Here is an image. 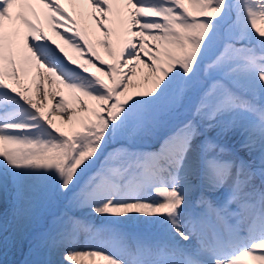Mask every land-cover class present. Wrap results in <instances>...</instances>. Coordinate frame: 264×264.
<instances>
[{
    "label": "snow or ice",
    "instance_id": "snow-or-ice-1",
    "mask_svg": "<svg viewBox=\"0 0 264 264\" xmlns=\"http://www.w3.org/2000/svg\"><path fill=\"white\" fill-rule=\"evenodd\" d=\"M67 2L0 0L24 264H264V0Z\"/></svg>",
    "mask_w": 264,
    "mask_h": 264
},
{
    "label": "bare ground",
    "instance_id": "bare-ground-1",
    "mask_svg": "<svg viewBox=\"0 0 264 264\" xmlns=\"http://www.w3.org/2000/svg\"><path fill=\"white\" fill-rule=\"evenodd\" d=\"M63 3L67 4V5H70L69 3L67 2H64L62 1ZM71 6V5H70ZM58 43V42H57ZM61 44V43H59ZM62 45V44H61ZM70 51V50H69ZM101 53H102V50H101ZM103 54V53H102ZM74 55V54H73ZM34 76H35V73H34ZM28 78V77H27ZM26 78V80H27ZM39 78L35 76V81H33L32 85L29 84V82H27L25 80V83L26 85L31 89V91L28 93L29 95H31L34 99H43V97H38V94H37V90H36V81L38 80ZM42 87L46 90H48L49 92H51L52 90H56V91H61V86L57 83H52L50 84L48 81H45L44 84L42 85ZM65 97L66 99H69V107L72 106L71 104V100L70 98L67 96V94L65 93ZM50 99V98H49ZM55 116V115H54ZM57 123L59 124L60 121L59 119L57 118ZM66 128V126H65ZM10 204H11V201H10V193H5L3 194L2 197H0V216L3 217V220H4V227L6 228V234L4 236V240L6 238H14V237H18L19 238L22 236V235H18L14 232V229H13V225H12V217H11V212H10ZM5 233V232H4ZM6 237V238H5Z\"/></svg>",
    "mask_w": 264,
    "mask_h": 264
},
{
    "label": "rangeland",
    "instance_id": "rangeland-1",
    "mask_svg": "<svg viewBox=\"0 0 264 264\" xmlns=\"http://www.w3.org/2000/svg\"><path fill=\"white\" fill-rule=\"evenodd\" d=\"M53 115H56L55 113ZM37 227V226H33ZM32 231V227L29 228L28 232ZM6 234V228L4 231ZM26 235L19 238H6L5 243L0 245V261L3 264H24L26 259H29L28 255V240Z\"/></svg>",
    "mask_w": 264,
    "mask_h": 264
}]
</instances>
